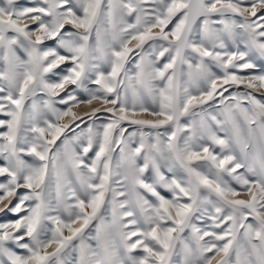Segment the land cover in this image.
Instances as JSON below:
<instances>
[{"label":"snow or ice","instance_id":"snow-or-ice-1","mask_svg":"<svg viewBox=\"0 0 264 264\" xmlns=\"http://www.w3.org/2000/svg\"><path fill=\"white\" fill-rule=\"evenodd\" d=\"M0 264H264V0H0Z\"/></svg>","mask_w":264,"mask_h":264},{"label":"rangeland","instance_id":"rangeland-1","mask_svg":"<svg viewBox=\"0 0 264 264\" xmlns=\"http://www.w3.org/2000/svg\"><path fill=\"white\" fill-rule=\"evenodd\" d=\"M25 0H21V3H24ZM6 218H11L10 216H5L4 214H0V219H6Z\"/></svg>","mask_w":264,"mask_h":264}]
</instances>
